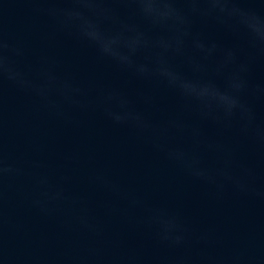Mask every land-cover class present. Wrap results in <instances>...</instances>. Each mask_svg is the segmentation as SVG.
I'll list each match as a JSON object with an SVG mask.
<instances>
[{
	"label": "water",
	"instance_id": "95a60500",
	"mask_svg": "<svg viewBox=\"0 0 264 264\" xmlns=\"http://www.w3.org/2000/svg\"><path fill=\"white\" fill-rule=\"evenodd\" d=\"M244 6L264 11V0ZM34 7L0 0V31L24 48L21 65L34 70L42 58L53 61L54 74L84 89L87 100L114 90L160 134L116 124L98 104L57 111L5 84L0 150L14 171L0 181V264H264V142L236 122L225 128L203 117L160 80L102 58ZM112 8L128 26L124 53L149 73L170 64L219 82L220 49L238 45L242 57L252 54L243 37L197 22L203 49L193 43L188 56H172L167 37L139 35L144 26L131 5ZM149 49L156 55L146 59ZM250 80L264 85V57L257 56ZM254 103L264 126V101ZM157 144L198 145L204 176Z\"/></svg>",
	"mask_w": 264,
	"mask_h": 264
},
{
	"label": "clouds",
	"instance_id": "9594fccd",
	"mask_svg": "<svg viewBox=\"0 0 264 264\" xmlns=\"http://www.w3.org/2000/svg\"><path fill=\"white\" fill-rule=\"evenodd\" d=\"M260 0H31L33 11L47 18L56 31L65 33L87 43L105 58L119 67L133 71L149 79L156 78L182 100L194 105L200 114L211 117L216 123L228 128L233 122L254 142H264V126L256 122L255 101H264V85L252 84L251 68L257 56L264 57V11L247 4ZM131 5L132 14L144 26L140 36L149 34L167 37L174 42L171 55L188 56L192 44L203 49L200 34L195 30L197 22H211L236 37H243L252 54L242 57L237 45L220 49L225 58L222 80L217 82L203 77L185 75L168 67L149 73L143 63L133 64L124 53L128 46L126 30L112 8L114 4ZM171 47V45H169ZM217 47L213 44V48ZM133 51H136L133 49ZM211 51V50H209ZM24 48L7 40L0 31V94L5 84L21 92L38 97L46 106L60 110L63 104L86 108L92 104L103 107L105 115L116 124L127 125L140 133L159 135L160 130L149 122L143 113L131 107V102L116 91L102 94L98 100L84 99V89L75 85L70 78H59L54 74V62L42 58L34 70L20 63ZM146 59L156 55L152 50L143 53ZM211 58V57H207ZM118 105L119 111L113 105ZM207 110V111H205ZM165 151L168 159L180 164L191 174L204 176L200 167L201 157L197 146L191 149L168 147L157 144ZM14 169L5 166L0 150V181L4 173Z\"/></svg>",
	"mask_w": 264,
	"mask_h": 264
}]
</instances>
